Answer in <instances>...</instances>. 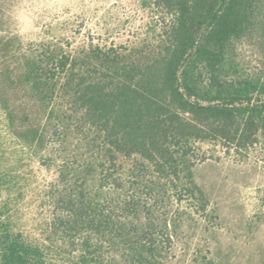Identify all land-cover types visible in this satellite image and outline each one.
Returning <instances> with one entry per match:
<instances>
[{
    "label": "trees",
    "instance_id": "trees-1",
    "mask_svg": "<svg viewBox=\"0 0 264 264\" xmlns=\"http://www.w3.org/2000/svg\"><path fill=\"white\" fill-rule=\"evenodd\" d=\"M152 3L163 24L148 52L98 46L81 55L42 51L6 69L26 93V121L33 109L34 120L45 113L49 119L53 101L65 97L99 147L91 165L73 171L76 176L90 167L95 185L87 188L86 179L74 178L66 189L62 168L63 189L52 198L49 232L76 248L72 264H161L179 222V214L167 213L172 193L182 192L176 200L186 196L196 211L208 204L194 180V143H260L264 151V0ZM242 40L257 48L258 70L244 68L236 57L234 45ZM4 108L12 116L13 108ZM37 124L27 123V142L42 141ZM118 159H131L133 172L148 174L144 194L128 193L124 173L111 171ZM133 174L130 185L145 180L144 173ZM1 246L0 264H45L43 248L18 236H5Z\"/></svg>",
    "mask_w": 264,
    "mask_h": 264
},
{
    "label": "rangeland",
    "instance_id": "rangeland-1",
    "mask_svg": "<svg viewBox=\"0 0 264 264\" xmlns=\"http://www.w3.org/2000/svg\"><path fill=\"white\" fill-rule=\"evenodd\" d=\"M162 24L163 15L152 0H0V253L5 236H18L22 242L43 248L45 264H72L78 256L76 248L72 250L67 237L49 232L55 217L52 198L63 189L62 168L66 189L74 178L86 179L87 188L95 185L90 167L76 176L73 171L91 165L99 149L81 112L65 97L53 101L49 119L45 113L38 114L40 121L34 120L33 109L26 121L22 114L26 93L10 82L6 69L17 67L24 55L42 51L81 55L98 46L148 52ZM234 48L244 68H261L259 52L249 41H239ZM4 105L13 108L12 116ZM32 121L42 133L39 144L23 136ZM193 155L194 180L208 204L204 212L196 211L186 196L176 200L182 192L172 193L167 213L169 217L179 214V222L161 264H202L203 257L211 260L209 264H264V151L260 143L235 148L196 141ZM111 171L124 173L128 193L144 194L148 174L143 169L133 172L131 159H118ZM133 173H144L145 180L130 185ZM102 251L105 262L108 249Z\"/></svg>",
    "mask_w": 264,
    "mask_h": 264
}]
</instances>
